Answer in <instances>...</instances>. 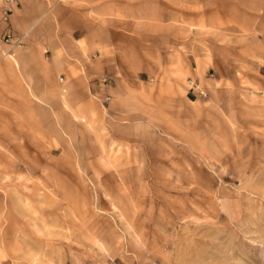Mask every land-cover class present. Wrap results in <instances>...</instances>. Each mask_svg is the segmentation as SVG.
Masks as SVG:
<instances>
[{
	"label": "rangeland",
	"instance_id": "1",
	"mask_svg": "<svg viewBox=\"0 0 264 264\" xmlns=\"http://www.w3.org/2000/svg\"><path fill=\"white\" fill-rule=\"evenodd\" d=\"M70 1L109 72L0 65V264H264V0Z\"/></svg>",
	"mask_w": 264,
	"mask_h": 264
},
{
	"label": "crops",
	"instance_id": "2",
	"mask_svg": "<svg viewBox=\"0 0 264 264\" xmlns=\"http://www.w3.org/2000/svg\"><path fill=\"white\" fill-rule=\"evenodd\" d=\"M4 3L5 0H0V65L10 60L13 63L10 72L22 77L26 88L40 90L34 96L36 103L51 107L52 111L65 104L73 106L80 97L74 92L78 83L84 84L92 73L109 72L108 61L98 58V54L104 51V46L111 51L113 36L111 33L98 39L91 28L96 19L89 18V9L85 15L81 14L79 3L70 0H13L8 20L3 21ZM5 32L12 36L8 44H2ZM99 84L97 90L92 89L94 94L110 100L115 86L108 82L105 86Z\"/></svg>",
	"mask_w": 264,
	"mask_h": 264
},
{
	"label": "built area",
	"instance_id": "3",
	"mask_svg": "<svg viewBox=\"0 0 264 264\" xmlns=\"http://www.w3.org/2000/svg\"><path fill=\"white\" fill-rule=\"evenodd\" d=\"M13 2V0H5L4 6H3V10H2V20L3 21H7L8 17L12 11L11 9V3ZM12 38L11 34L8 32L5 34V40L6 42L10 41Z\"/></svg>",
	"mask_w": 264,
	"mask_h": 264
}]
</instances>
